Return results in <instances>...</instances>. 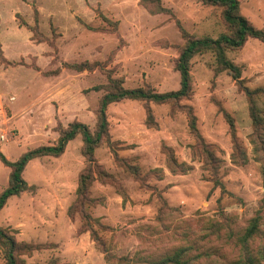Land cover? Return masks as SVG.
Here are the masks:
<instances>
[{"label":"rangeland","instance_id":"obj_1","mask_svg":"<svg viewBox=\"0 0 264 264\" xmlns=\"http://www.w3.org/2000/svg\"><path fill=\"white\" fill-rule=\"evenodd\" d=\"M239 1L253 25L264 28V0ZM162 3L170 11L157 12L154 2L141 0H0V145L6 157L56 144L59 128L74 121L95 132L106 90L94 87L108 83L109 71L125 87L179 89L182 27L194 37L231 32L222 6ZM226 55L241 67L239 80L206 50L191 59L189 97L108 106L112 144L101 142L95 157L113 181L97 176L90 187L96 200L87 205L97 218L92 225L99 242L81 228V215L68 211L87 164L83 135L63 154L28 163L23 177L33 188L11 196L0 211V225L22 245L19 264H156L181 247L195 264H249L240 237L255 217L260 231L248 251L254 264H264V173L247 96V88L264 92V42L250 37ZM86 60L100 66L70 67ZM255 100L264 118L263 94ZM191 113L219 158L217 175L208 169ZM124 162L137 167V176ZM10 173L0 160V194ZM24 243L40 246L29 252ZM0 264H6L3 246Z\"/></svg>","mask_w":264,"mask_h":264},{"label":"trees","instance_id":"obj_2","mask_svg":"<svg viewBox=\"0 0 264 264\" xmlns=\"http://www.w3.org/2000/svg\"><path fill=\"white\" fill-rule=\"evenodd\" d=\"M144 3L154 2L157 7V12L170 11L169 8L165 7L162 0H141ZM207 4L219 5L223 8V17L229 28L230 33H223L217 38L212 37H194L187 30L182 27L186 43L182 47L181 53L178 58V70L181 73V86L177 90H171L167 92H157L148 87H125L123 85L122 78L114 77L109 71L108 83L102 85H96L94 89H104L106 92L102 96L99 107L97 110V128L93 132L90 127L81 121H74L67 127L63 125L59 128L60 137L56 144L52 145H40L38 147L29 149L22 153L16 160H11L6 157L5 153L1 149L0 145V160L1 162L11 168L9 185L0 194V211L5 207L9 198L13 195H19L23 191L32 189L33 186L23 177V172L28 163L41 156L52 155L59 156L63 154L70 140L74 139L78 134L83 135V152L86 157L87 164L84 170L80 173L78 187H77V198L69 207V214L71 217H75L76 214H80L82 217V227L90 229L97 242L100 241L97 232L92 225L93 221L97 220L91 213L88 212L87 205L94 204L95 198L90 195V187L93 180L97 176H101L104 181L112 182L113 175L107 172L95 157V148L104 140L109 144H112L110 140L109 132V120H108V106L111 103L123 100V99H135V100H149L159 103L182 100L189 97L192 94V78L190 73L191 59L198 53L206 50H214L216 52V59L221 69L228 70L234 79L239 80L241 77V67L226 55L227 48H240L250 37L259 38L264 42V28H258L241 12L239 0H203ZM96 66H100V62H90L88 60L81 63L71 64L70 67L83 71L85 69L92 70ZM263 94V89H248L247 96L250 104V112L253 120L254 132L252 133L253 142L256 144V152L261 153L259 158L263 164L264 173V118L261 115L263 111L257 106L255 100L256 95ZM192 110V109H191ZM153 115L149 113V120L152 121ZM191 128L195 130L199 144L205 157L207 158V164L210 165L208 169L213 174H218L219 169V158L216 157L213 150L210 148V144L205 142L203 136L198 132L196 125V116L191 113ZM233 126V124H232ZM240 149V145L237 144ZM120 159V158H119ZM124 161V160H123ZM245 161V160H244ZM171 163L174 168L177 167L178 162L172 156ZM127 168L131 169L137 176V167L124 162ZM187 169V168H186ZM258 217L251 220L250 225L247 227L245 233L240 237L242 246L247 250L246 260L249 264H254L256 259L249 250V243L256 234L259 233ZM84 229V230H86ZM5 247L6 264H19L18 252L22 247L21 243H18L13 234L9 232L6 227L0 225V247ZM29 252L38 249L40 245L34 243H24ZM186 247H181L172 255L166 256L159 260L156 264H195L193 258H186Z\"/></svg>","mask_w":264,"mask_h":264}]
</instances>
